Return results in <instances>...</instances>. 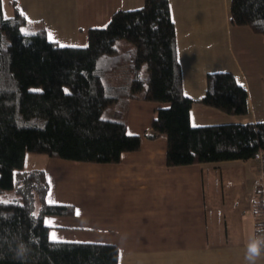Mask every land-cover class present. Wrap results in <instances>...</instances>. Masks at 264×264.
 I'll use <instances>...</instances> for the list:
<instances>
[{
    "label": "trees",
    "instance_id": "obj_1",
    "mask_svg": "<svg viewBox=\"0 0 264 264\" xmlns=\"http://www.w3.org/2000/svg\"><path fill=\"white\" fill-rule=\"evenodd\" d=\"M12 3L5 15L0 0V264H117L115 243L50 238L44 216L72 214L74 205L46 201L44 168L26 169L24 158L117 162L140 146L126 125L132 98L159 103L148 135L166 137L168 166L264 151V121L191 124L194 101L246 114L248 94L230 70L209 72L200 97L183 92L169 0L115 10L105 26L88 29L86 45H61L42 26L23 29ZM229 22L264 36V0H231ZM111 105L114 117H103Z\"/></svg>",
    "mask_w": 264,
    "mask_h": 264
},
{
    "label": "crops",
    "instance_id": "obj_2",
    "mask_svg": "<svg viewBox=\"0 0 264 264\" xmlns=\"http://www.w3.org/2000/svg\"><path fill=\"white\" fill-rule=\"evenodd\" d=\"M14 2L27 29L42 26L61 45H86L90 27L105 26L115 10L140 7L144 0ZM229 2L169 0L183 92L200 97L209 72L230 70L248 94L246 114L194 101L189 110L192 125L264 121L259 89H264V36L247 25L230 24ZM7 3L13 13L12 0ZM234 35L237 44L239 39L254 42L253 51L243 50V64L233 48ZM158 105L129 100L127 130L140 134V146L123 152L117 162L25 154L26 169L45 170L46 201L74 205L72 214L44 216L50 238L115 243L117 264H248L247 245L257 238L254 157L168 166L166 137L148 135ZM256 264H264L263 249Z\"/></svg>",
    "mask_w": 264,
    "mask_h": 264
},
{
    "label": "built area",
    "instance_id": "obj_3",
    "mask_svg": "<svg viewBox=\"0 0 264 264\" xmlns=\"http://www.w3.org/2000/svg\"><path fill=\"white\" fill-rule=\"evenodd\" d=\"M256 164V182L253 192L254 204L257 209L256 231L257 238L264 240V151L259 150L254 156Z\"/></svg>",
    "mask_w": 264,
    "mask_h": 264
},
{
    "label": "rangeland",
    "instance_id": "obj_4",
    "mask_svg": "<svg viewBox=\"0 0 264 264\" xmlns=\"http://www.w3.org/2000/svg\"><path fill=\"white\" fill-rule=\"evenodd\" d=\"M231 1V0H230ZM230 3V2H229ZM2 9H3V12L5 15H10L12 13V7L9 6V4L7 3V0H2ZM23 29H26V27H22ZM243 36V35H242ZM242 36H240L242 38ZM235 35H234V38H233V48H234V51L236 53V56L239 60L240 63L243 64V59L245 57V55L243 54V50H249V51H253L255 48H254V42L251 40V39H247V40H241L239 39V43L237 44L236 43V40H235ZM143 70H145V66L143 67ZM264 79L261 78L260 82L263 81ZM252 83V88L255 87V84L253 82ZM254 85V86H253ZM260 89V95H261V98L264 100V89L263 87L261 86ZM114 109L115 107L113 105L109 106L108 108H106L103 112H102V116L103 117H106V118H113L114 117ZM36 154V153H33V152H30V154ZM31 159V158H29ZM28 159V164L30 163ZM39 206H40V201L38 198L35 199V211L37 212L38 209H39Z\"/></svg>",
    "mask_w": 264,
    "mask_h": 264
},
{
    "label": "clouds",
    "instance_id": "obj_5",
    "mask_svg": "<svg viewBox=\"0 0 264 264\" xmlns=\"http://www.w3.org/2000/svg\"><path fill=\"white\" fill-rule=\"evenodd\" d=\"M262 248H264V240L253 238L247 245L245 260L248 264H256L257 259L261 255Z\"/></svg>",
    "mask_w": 264,
    "mask_h": 264
}]
</instances>
